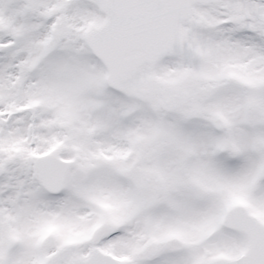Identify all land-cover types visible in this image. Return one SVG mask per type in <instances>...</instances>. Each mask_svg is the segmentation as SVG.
<instances>
[{
    "label": "snow or ice",
    "instance_id": "obj_1",
    "mask_svg": "<svg viewBox=\"0 0 264 264\" xmlns=\"http://www.w3.org/2000/svg\"><path fill=\"white\" fill-rule=\"evenodd\" d=\"M0 264H264V0H0Z\"/></svg>",
    "mask_w": 264,
    "mask_h": 264
}]
</instances>
